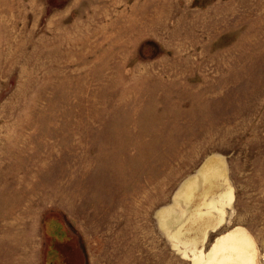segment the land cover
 <instances>
[{"label": "rangeland", "instance_id": "rangeland-1", "mask_svg": "<svg viewBox=\"0 0 264 264\" xmlns=\"http://www.w3.org/2000/svg\"><path fill=\"white\" fill-rule=\"evenodd\" d=\"M234 233L264 264V0H0V264Z\"/></svg>", "mask_w": 264, "mask_h": 264}, {"label": "bare ground", "instance_id": "bare-ground-1", "mask_svg": "<svg viewBox=\"0 0 264 264\" xmlns=\"http://www.w3.org/2000/svg\"><path fill=\"white\" fill-rule=\"evenodd\" d=\"M217 175L205 173L201 177L204 179L206 176ZM252 249L251 241L243 233L229 234L219 239L207 258L197 257L196 262L197 264H254L255 254H253Z\"/></svg>", "mask_w": 264, "mask_h": 264}, {"label": "crops", "instance_id": "crops-1", "mask_svg": "<svg viewBox=\"0 0 264 264\" xmlns=\"http://www.w3.org/2000/svg\"><path fill=\"white\" fill-rule=\"evenodd\" d=\"M220 225H221V223H220V224H218V225L216 224V226H217V227H216V226H215V227H216V228H218V227H220Z\"/></svg>", "mask_w": 264, "mask_h": 264}]
</instances>
